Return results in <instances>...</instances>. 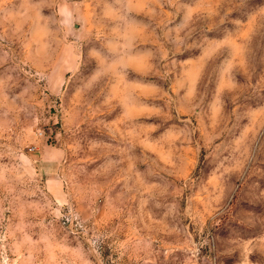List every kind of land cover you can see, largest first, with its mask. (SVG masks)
I'll return each instance as SVG.
<instances>
[{
	"label": "rangeland",
	"instance_id": "rangeland-1",
	"mask_svg": "<svg viewBox=\"0 0 264 264\" xmlns=\"http://www.w3.org/2000/svg\"><path fill=\"white\" fill-rule=\"evenodd\" d=\"M0 264H264V0H0Z\"/></svg>",
	"mask_w": 264,
	"mask_h": 264
}]
</instances>
